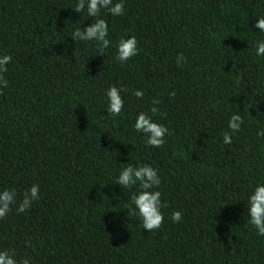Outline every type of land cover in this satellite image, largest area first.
I'll return each mask as SVG.
<instances>
[{"label": "trees", "instance_id": "trees-1", "mask_svg": "<svg viewBox=\"0 0 264 264\" xmlns=\"http://www.w3.org/2000/svg\"><path fill=\"white\" fill-rule=\"evenodd\" d=\"M73 3L0 0V54L12 57L0 87V189L18 200L41 189L24 213L13 205L0 219V249L31 264H264L243 202L264 181V58L251 50L264 0H126L124 16L104 17L113 47L102 54L70 39L93 22ZM133 35L138 54L116 63L114 45ZM109 85L128 89L119 117L105 111ZM153 99L169 130L158 149L131 129ZM236 112L244 124L225 145ZM129 162L159 169L167 207L151 234L127 219L131 191L110 185ZM173 210L182 222L168 221Z\"/></svg>", "mask_w": 264, "mask_h": 264}, {"label": "clouds", "instance_id": "clouds-1", "mask_svg": "<svg viewBox=\"0 0 264 264\" xmlns=\"http://www.w3.org/2000/svg\"><path fill=\"white\" fill-rule=\"evenodd\" d=\"M125 5L126 0H74L70 9L79 14L86 12V15L92 18L93 22L86 28H75L71 32L70 39L75 43H93L95 50L102 54L109 47H113L110 40L109 24L104 17L107 15L113 18L124 16L126 14ZM254 17L257 22L252 27L258 32L249 29L254 35L261 38L255 40L251 50L254 52L255 58H264V14ZM114 49V61L124 65L138 54L137 38L134 35L127 38L121 37L114 45ZM11 60L10 55L0 54V87H8V81L3 74L7 72V65ZM184 62L186 60L181 53L176 58V64L179 67ZM127 92L128 89L123 85L108 86L104 92L107 115L112 117L122 115L126 105L125 94ZM131 95L137 100H142L144 91L134 89ZM170 95L175 96V93L172 92ZM160 103L159 99H153L151 107L147 111H138L131 124L132 131L140 136L147 148L158 149L163 147L169 134L168 128L155 119L159 114L157 105ZM243 124L244 120L238 112L231 114L226 122L227 130L221 134L222 143L230 145L233 137L242 130ZM257 135L264 137V131L258 132ZM124 165L118 170V174L113 178V183L110 185L119 186L123 193L125 189L131 191V195L127 197V219L129 215L137 217L143 230H147L151 234L159 230L165 222V213L162 210L167 207L162 202V192L158 190L162 183L159 169L149 163L137 162L133 165L129 162ZM40 191V185L34 183L21 193L22 199L18 200L16 189L7 187L0 189V219L6 217L13 205L16 206L18 214L24 213L34 202L40 199ZM243 202L246 205V212L244 213L246 223L244 225L250 226L256 237L264 238V181H257L249 185L246 200ZM182 220L181 211L173 210L168 215V221L171 223L178 224ZM0 264H31V261L27 257L17 259L14 250L0 249Z\"/></svg>", "mask_w": 264, "mask_h": 264}]
</instances>
